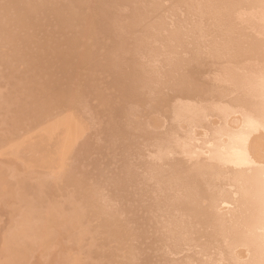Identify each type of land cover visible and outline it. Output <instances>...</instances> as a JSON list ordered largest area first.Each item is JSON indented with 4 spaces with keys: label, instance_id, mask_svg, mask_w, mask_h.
Masks as SVG:
<instances>
[{
    "label": "bare ground",
    "instance_id": "bare-ground-1",
    "mask_svg": "<svg viewBox=\"0 0 264 264\" xmlns=\"http://www.w3.org/2000/svg\"><path fill=\"white\" fill-rule=\"evenodd\" d=\"M0 140L55 264H264V0H0Z\"/></svg>",
    "mask_w": 264,
    "mask_h": 264
},
{
    "label": "rangeland",
    "instance_id": "rangeland-1",
    "mask_svg": "<svg viewBox=\"0 0 264 264\" xmlns=\"http://www.w3.org/2000/svg\"><path fill=\"white\" fill-rule=\"evenodd\" d=\"M8 142H9V141L4 142V141H1V140H0V148H1V149H0V153H1L2 155H3V153H4V155H5V152H6V155H7L8 152L11 153L10 150H16L17 148H19V144L17 145V143H15V142H11V141L9 142V143H10V144H9ZM13 143H14V144H13ZM7 144H8V147H9V148H12V147H13V148H12V149H9V148H7V147L5 148L4 146L7 145ZM14 146H16V147L14 148ZM4 148H5V149H4ZM2 149H4V150H2ZM6 149H7V150H6ZM8 149H9V151H8ZM3 151H4V152H3ZM7 151H8V152H7ZM16 151H18V150H16ZM2 152H3V153H2ZM13 152L16 153L15 151H13ZM1 154H0V155H1ZM2 155L0 156L2 159H4V160L2 161L1 158H0V161H2V166H3V164L5 165V164H7L8 162H9V163L7 164L6 167H2V168H4V170L1 168V164H0V172H1V173H0V179H1L2 176H3L4 179H5V175H6V177H8V178H9V176L13 178V175L16 176V177H15V179H14V178H13V179H12V178H11V179L9 178V179H7V181H5L6 179H5L4 181L1 179L2 182L0 183V196L6 194V193H5V194H2V192H3V193H4V192H8V193H9V192H10V191H8L9 189L4 190V185H5V182H6V186H8V187L11 186L10 188H13L12 191H14V188H15V192H17L18 195H17L16 193H14V195H17V196H18V197H17V196H16V197H17L18 201L20 202V205L18 204L19 202H17V200H16L15 198H13V199H15L16 201H13V200H12V195H8V196H10V200H9V197H7V196H4V197H6V198H4L3 196H2L3 198L0 197L1 199H4V200H3V204H0V216L3 217L2 219H0V226H1V227H0V231L3 232L5 235H6V234H9V233L11 234V236L9 235L10 238H9V237H8V238H5V239H7V240H5V239H3V237H5V235L2 234V233L0 232V234H1V235H0V239H1V237H2V239L0 240V241H1L0 243H2V242L4 241L3 243H5V245H6V242H5V241H7L8 244L10 245V246L7 245V246H8V249L11 248L10 250H8V249H6L7 246H6L5 248L3 247L4 249L0 247V248L2 249V250L0 249V251H1V252H0V253H1V254H0V263L3 264L4 262H6V263H4V264H23V263L28 264L29 261H30L29 264H35V262H37L39 258L42 259L44 255H45V257H46V253H48V254L50 255V258L47 257V258H46L47 260L43 259V261L45 260L44 262L41 261V260L39 259L40 262L38 261L37 263L39 264V263L42 262V264H46V263H47V264H53V261H52V260H53L54 258L52 259V258H51V255H52L53 253H54V255H55L56 250H57V251L59 250V251H58L59 256H58L57 254L55 255V258H56V259L54 260V264L56 263V261H57V262H58V261L60 262V260H61V256H63V255H64L63 258L66 256L65 259H66L67 256H68V258L66 259V260H68V262H69L70 260H71V261H74L75 258H74L73 260L70 259V258H71V257L74 255V253L76 252V251H72V248L75 247V246H77V245H76L75 242H73V241L70 242V241H71V237H70V235H71V234H74V229H75V228H76L77 230H79V228L77 227V225H72V227H71V226L69 225V223H68V224H67V227H66L67 229H69V227H70V230H69L70 232L72 231L71 228L73 229V231H72L73 233H71V234H69V236H67V238H68V242H69V245H71V246L73 245L72 248H70L71 246H68V243L66 242L67 239H66V237L63 235V232L61 233V235L58 236V240H57V241H53V240H54V237L51 238L52 236L50 237L48 234H42V235H43V240H44V241H48L47 243H44L43 241H40V240L42 239V238H41V237H42L41 235H40L41 237H40L39 235L36 236L38 239L41 238V239L39 240L40 242H38L37 238L34 239V238H35L34 236H35L36 234H34V236H33V231H32V230H33L34 228L31 229V226H30L31 220H34V221H35V219H34L35 217L33 216V215H34V214H33V213H34V205H33L34 200H33V198H31V197H33L34 194L37 195V191H36V192H33L34 194L32 193V191H33V187H35V188L37 189V186L35 185V181L33 180V178H31L32 180H28V178H25V179L23 178V177L28 176V175H26V173L28 174L30 171H29V172H26V170H27L28 168H27V167H26L27 169L24 168V167L26 166V164H25V166H24V164L21 165V163H20L21 159H20V161H18V160H19V159H18V156H17V158H16V156H15V158H14V157H11V156L7 157V156L5 155V156H6V158H5V156L3 155V157H2ZM8 155H9V154H8ZM11 155H12V153H11ZM14 155H15V154H14ZM16 155H17V153H16ZM10 157H11V158H10ZM9 159H10V160H9ZM11 159H12V160H11ZM14 159H16V160L18 161L17 163H19V164H16V163H15L16 160L14 161ZM10 161H12V163H11ZM4 162H5V163H4ZM13 163L16 165V170H17V171H20V172H21V171L24 169L25 171H24L23 173H25L26 176L24 175V176H21V177H18V178H17V176H19V175H21V174H19V175L14 174L15 172H12L13 174H12V175H9L10 172L12 171L10 168H12L11 165H13ZM9 164H10V165H9ZM18 165L20 166V168H18V167H19ZM32 165H33V164H32ZM9 166H10V167H9ZM22 166H24V167L22 168ZM27 166H29V165L27 164ZM35 166H36V165H35ZM7 167H9V169L11 170L10 172H9V169H7ZM29 167H33V166L30 165ZM5 168H6V170H7L8 173L6 172ZM21 168H22V170H21ZM39 168H40V167H39ZM13 169H14V165H13ZM19 169H20V170H19ZM41 169L44 170L45 168L43 167V168H41ZM2 170H3V172H4L5 174L2 172ZM33 170H34V168H33ZM33 170H32V172H34ZM42 170H41V171H42ZM45 170H46V169H45ZM27 171H28V170H27ZM31 175H32V173H31ZM3 177H2V178H3ZM28 177H29V176H28ZM30 177H31V176H30ZM11 180H12V181H11ZM16 180H17V181H16ZM15 181H16V183H15ZM12 186H14V187H12ZM46 188H47V189H46ZM5 189H6V187H5ZM45 189L47 190V194L44 195L45 200H46V199L49 197V195L51 194V192H50V190H49L48 187H45ZM45 189H44V190H45ZM1 190H2V191H1ZM19 192H20V193H19ZM48 192H49V193H48ZM1 194H2V195H1ZM11 194H12V193H11ZM14 195H13V196H14ZM61 196H62V198H61ZM19 197H20V198H19ZM7 198H8V199H7ZM26 198H27V199H26ZM58 198H59V200H60V202H61V205H62V204H63V198H64V195L60 194V195L58 196ZM1 199H0V203L2 202ZM9 201H13V202H9ZM21 201H22V202H21ZM4 202H6V205L9 203L8 208H9V207L11 208V206H12L14 210H12V208H11L10 210H9L8 208L6 209L7 206L4 207V206H5V203H4ZM16 202H17V203H16ZM29 202H30V203H29ZM11 203H14V204H13L14 206H13ZM15 203H16L17 205H16ZM45 204H46V202H45ZM24 205H25V208H24ZM30 205H31V206H30ZM2 206H3V207H2ZM19 206H21V207H19ZM18 207H19V208H24V209H25L24 211H22V209H21V211H22L21 213H22L23 218L20 216V214H19L20 212H19V213L17 212V211H20V210L17 209ZM29 207H30V208H29ZM15 208L17 209V211H15V210H16ZM2 209H3V211L1 212ZM4 210H5V211H4ZM11 210H12L13 212H12ZM7 211H8V212H7ZM10 211H11V213H10ZM3 212H4V213H3ZM5 212H6V214H5ZM1 213H3V214L1 215ZM7 213H10V214L13 215V216H10V214L8 215ZM13 213H14V214H13ZM26 213L29 214V216L27 215V216H28V219H27V218H26V219L24 218V215H25ZM4 214H5V215H4ZM16 214H18V215H17V216H18V219H17ZM3 215H4V216H3ZM6 216H7V217L9 216V217H8V218H9L8 223L6 222V220H7V217H6ZM32 216H33V217H32ZM11 217H12V218H11ZM15 217H16V218H15ZM19 217H20V218H19ZM44 217H45V216H44ZM4 218H6V219H5L4 222H3L2 220H3ZM10 218H11L12 220H11ZM22 219H23L24 221H26L27 223H29V226H30V227H27V228H26V225H25V227H24L22 224H21L22 226H21L19 223L17 224V221L19 220L18 222L21 223V222L23 221ZM20 220H21V221H20ZM61 221H62V220H61ZM1 222H2L3 224H2ZM32 222H33V221H32ZM62 222H63V221H62ZM67 222H68V221H67ZM67 222H66V223H67ZM13 223H15L16 226H15ZM6 224H8V225H6ZM2 225H6V226H3V227H4V228H3ZM18 225H20V227H19ZM68 225H69V226H68ZM10 227H12V228H10ZM17 228H19V229H17ZM59 228H60L59 230H61V231H65V232L68 231V230H67L66 228H64V227H63V230H62V227H61V226H59ZM80 228H81V227H80ZM1 229H2V230H1ZM10 229H13V230H10ZM16 229H17V230H16ZM26 229H27V230H26ZM30 229H31V230H30ZM29 230H30V231H29ZM77 230L75 231V233H77V232L80 233V232H81V229H80V231H77ZM12 231H13V233H11ZM16 231H17V232H16ZM19 231H20V232H19ZM24 231H25L26 233H25ZM22 232H23V233H22ZM59 232H60V231H59ZM34 233H35V232H34ZM79 233H77V234H79ZM27 234H28V235H27ZM29 234L32 235V236H30V237L32 238V241H31L32 244L29 243L30 238H29V240H28ZM15 235H16V236H15ZM22 235H26V236H27V237H26V236H23V238H25L24 241H23L24 244L27 243L26 246H24V245L22 246V243H23V242H22V243H20L21 241L19 242V240H23V238L21 239ZM47 235L49 236V239H48V236H47ZM62 235H63V239H61V238H62ZM46 236H47V237H46ZM60 236H61V237H60ZM6 237H7V235H6ZM17 237H18V239H17ZM19 238H20V239H19ZM50 238L52 239L51 242H50V240H51ZM46 239H47V240H46ZM2 240H3V241H2ZM8 240H9V241H8ZM25 240H27V241H25ZM33 240H36V242L33 241ZM62 240H63V241H62ZM18 242H19V243H18ZM33 242H34V244H33ZM41 242H42V244H41L42 246H43L44 244H48V243L50 242V244L47 245V246H48V247L51 246V247H50V248L47 247L48 249L46 248V250H47L48 252L46 251L44 254H43V252H44V250H45L44 248L46 247V245H45V247L43 248L40 244H38V243H41ZM52 242H53V243H52ZM55 242H56V247L58 246L57 248L55 247V245H54V248L52 247L53 244H54ZM62 242H63L64 244H63ZM3 243L0 244V246H3ZM57 243H58V244H57ZM70 243H71V244H70ZM60 244H61V249L63 248V249H62V251H63V255L61 254L62 251H60ZM62 244H63V245H62ZM5 245H4V246H5ZM36 245H37V246L39 245V246L37 247ZM74 245H75V246H74ZM32 246H33V247H32ZM67 246L70 248V249H69V248H68V249L71 250V251H70V252H71V254H70L71 257H70V255L68 254V251H69V250L66 249ZM24 247H25V248H24ZM30 247H31V248L37 247V249H39V248L41 247V249H39V250H37V249H35V248H34V249H31ZM26 248L31 249V250H34V253H35V254H36V253L41 254V252L43 251V252H42L43 255H38V254L35 255V254H33V253L31 252V250H29V251L27 252L26 250H28V249H26ZM55 248H56V250H55ZM58 248H59V249H58ZM5 249H6L7 252H5V253L2 255L3 250H5ZM53 249H54V250H53ZM36 250H37V251H36ZM52 250H53V251H52ZM67 250H68V251H67ZM8 251H10V252L12 253V255H13V254H15V255H13V256L11 257V253H9ZM64 251H66V252H64ZM49 252H50L51 254H50ZM56 253H57V252H56ZM66 253H67L68 255H67ZM31 254H33V256H32ZM48 254H47V255H48ZM75 254H77V253H75ZM17 255H18V256H17ZM28 255H29V258H30V256H31V258L29 259L28 262H26V261L28 260ZM37 255H38V256H37ZM36 256H37V257H36ZM41 256H42V258H41ZM56 256H57V257H60L59 260L57 259ZM13 257H16V259L20 257L19 260H21V259L24 258V259L22 260L23 263H22V261H19L18 259L16 260V259H14ZM21 257H22V258H21ZM45 257H44V258H45ZM52 257H53V255H52ZM74 257H75V256H74ZM34 259H35V262H34ZM65 259H64V260H65ZM69 259H70V260H69ZM3 260H5V261H3ZM8 260H9L10 263L7 262ZM48 260H49V262H48ZM2 261H3V262H2ZM17 261H18V262H17ZM59 262H58V263H59ZM58 263H57V264H58ZM61 263H62V264H65L64 261H62ZM61 263H60V264H61Z\"/></svg>",
    "mask_w": 264,
    "mask_h": 264
}]
</instances>
